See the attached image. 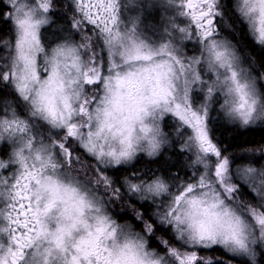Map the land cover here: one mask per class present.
Instances as JSON below:
<instances>
[{"label": "snow or ice", "instance_id": "obj_1", "mask_svg": "<svg viewBox=\"0 0 264 264\" xmlns=\"http://www.w3.org/2000/svg\"><path fill=\"white\" fill-rule=\"evenodd\" d=\"M240 129L264 0H0V264H264Z\"/></svg>", "mask_w": 264, "mask_h": 264}, {"label": "trees", "instance_id": "obj_2", "mask_svg": "<svg viewBox=\"0 0 264 264\" xmlns=\"http://www.w3.org/2000/svg\"><path fill=\"white\" fill-rule=\"evenodd\" d=\"M242 47H244L246 51H250L253 55L259 54L254 47L250 45H244L243 42ZM217 136H220V132H217ZM222 138L225 141L223 146L229 148V150L234 154L239 155L242 148H259L260 145L264 143V130L240 129L235 131H225L223 132Z\"/></svg>", "mask_w": 264, "mask_h": 264}, {"label": "flooded vegetation", "instance_id": "obj_3", "mask_svg": "<svg viewBox=\"0 0 264 264\" xmlns=\"http://www.w3.org/2000/svg\"><path fill=\"white\" fill-rule=\"evenodd\" d=\"M261 146H264V143H262V144L260 145V147H261ZM261 163H264V161H261Z\"/></svg>", "mask_w": 264, "mask_h": 264}]
</instances>
